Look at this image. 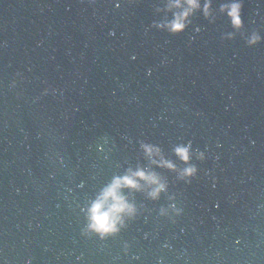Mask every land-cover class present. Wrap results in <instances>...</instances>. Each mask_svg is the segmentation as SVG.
I'll return each mask as SVG.
<instances>
[{
  "label": "water",
  "instance_id": "obj_1",
  "mask_svg": "<svg viewBox=\"0 0 264 264\" xmlns=\"http://www.w3.org/2000/svg\"><path fill=\"white\" fill-rule=\"evenodd\" d=\"M225 2L171 35L152 26L165 0H0V264H264V0H242L239 31ZM189 142L186 183L172 149ZM137 165L166 191L125 189L135 218L82 234L81 209Z\"/></svg>",
  "mask_w": 264,
  "mask_h": 264
},
{
  "label": "clouds",
  "instance_id": "obj_2",
  "mask_svg": "<svg viewBox=\"0 0 264 264\" xmlns=\"http://www.w3.org/2000/svg\"><path fill=\"white\" fill-rule=\"evenodd\" d=\"M242 0H227L219 5V12L226 15L234 31H239L243 27L242 21ZM212 0H165L163 11L171 13V18H164L162 22L154 23L152 26L158 30H166L171 35L183 32L190 23L189 18L199 12L205 19L212 15ZM211 22V21H210ZM111 35V33H109ZM231 38V34H229ZM261 41V36L253 31L246 38V45L254 47ZM135 59V57H132ZM17 77L23 79L19 72H16L9 81V89L17 87ZM53 93L55 89L52 90ZM49 93V88L42 90V95ZM140 149L150 165L176 171V166L171 160L164 157L161 149L153 144L140 143ZM173 154L185 165V168L178 172V179L190 182L194 178L198 169L195 165L189 164L192 157L191 143L178 144L173 149ZM196 158L204 160L205 152H197ZM167 185L161 177L147 167L137 165L135 169L126 168L122 175L113 176L111 181L105 184L96 196L89 201L86 208L81 209L85 213L86 224L82 229V234L91 233L97 239H105L118 235L126 226V221L134 219L137 215V206L128 199L125 189L129 192H145L146 197L151 200L159 198L161 192L166 191ZM161 215L166 214L165 209L160 210ZM177 216L181 214L176 210ZM127 245L124 247V254L127 255ZM157 264H162L161 260Z\"/></svg>",
  "mask_w": 264,
  "mask_h": 264
}]
</instances>
